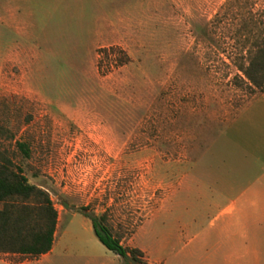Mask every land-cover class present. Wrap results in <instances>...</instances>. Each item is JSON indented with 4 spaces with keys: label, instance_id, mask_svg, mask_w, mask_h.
Returning a JSON list of instances; mask_svg holds the SVG:
<instances>
[{
    "label": "rangeland",
    "instance_id": "374dc122",
    "mask_svg": "<svg viewBox=\"0 0 264 264\" xmlns=\"http://www.w3.org/2000/svg\"><path fill=\"white\" fill-rule=\"evenodd\" d=\"M223 1L124 0V10L144 15L145 39L156 48L176 41L163 22L170 5L166 15L188 48L146 52L141 66L102 49L103 79L96 48L111 38L121 0H0V148L48 189L60 213L53 253L67 264H140L108 249L76 207L106 212L112 231L127 238L151 208L154 185L169 182L171 158L209 126L225 128L261 92L235 77L226 57L239 15L209 25ZM252 1L264 9V0Z\"/></svg>",
    "mask_w": 264,
    "mask_h": 264
},
{
    "label": "crops",
    "instance_id": "0c3cea01",
    "mask_svg": "<svg viewBox=\"0 0 264 264\" xmlns=\"http://www.w3.org/2000/svg\"><path fill=\"white\" fill-rule=\"evenodd\" d=\"M121 1L109 20L111 38L96 48L99 76L100 47L118 45L129 64L140 66L146 52L187 50L182 26L166 15L170 5L163 22L173 26L176 41L156 48L145 39L144 15H131L124 10L128 2ZM223 123L225 128L202 130L186 142L184 156L171 158L169 182L154 185L151 208L127 238L122 236L123 244L142 251L145 263L264 264V93H255ZM154 174L162 180L161 173ZM59 220L60 213L56 226ZM55 238L49 250L36 256L0 251V264H67L53 253Z\"/></svg>",
    "mask_w": 264,
    "mask_h": 264
},
{
    "label": "trees",
    "instance_id": "16d2710c",
    "mask_svg": "<svg viewBox=\"0 0 264 264\" xmlns=\"http://www.w3.org/2000/svg\"><path fill=\"white\" fill-rule=\"evenodd\" d=\"M232 14L239 15L238 25L231 34L233 41L226 57L236 66L235 77L248 81L264 93V9L254 7L252 0H224L209 19L211 27L218 26ZM121 53L122 62L129 56L118 45L99 48ZM20 150L29 154L24 141H17ZM0 251L20 252L36 256L52 246L58 219V210L47 188L30 182L20 164L0 148ZM91 222L98 239L121 258L145 261L138 257L142 251L121 242L107 220V213L89 211L85 206L76 207Z\"/></svg>",
    "mask_w": 264,
    "mask_h": 264
},
{
    "label": "water",
    "instance_id": "95a60500",
    "mask_svg": "<svg viewBox=\"0 0 264 264\" xmlns=\"http://www.w3.org/2000/svg\"><path fill=\"white\" fill-rule=\"evenodd\" d=\"M64 204H65V205H67V202H66V201H64ZM140 264H148V263H140Z\"/></svg>",
    "mask_w": 264,
    "mask_h": 264
}]
</instances>
